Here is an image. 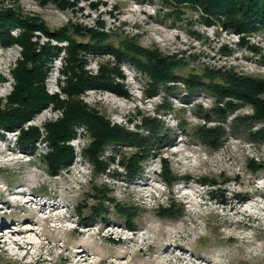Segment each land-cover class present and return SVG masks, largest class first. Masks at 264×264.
I'll return each instance as SVG.
<instances>
[{"label":"rangeland","instance_id":"1","mask_svg":"<svg viewBox=\"0 0 264 264\" xmlns=\"http://www.w3.org/2000/svg\"><path fill=\"white\" fill-rule=\"evenodd\" d=\"M64 1L0 0V10L18 7L23 15L41 19L51 31L67 27L66 37L61 39L41 29L31 33L30 41L36 52L45 46L51 48L43 64L48 95L68 100L63 88L69 77L64 70L70 40L94 44L87 29L106 34V39L98 44L110 45L114 50L121 49L122 42L128 40L144 52L155 51L161 58L176 62L171 69L173 78L155 84L138 65L137 61L144 64L153 61L144 52L118 58L113 51L78 50L77 56L83 61L82 69L87 75L97 76L106 68L110 83L121 85L126 94L105 87H87L73 95L74 99L110 125L142 137L150 133L143 119L158 120V133L146 142L152 148L151 156L132 177L120 161L138 146L106 143L98 154L106 166L98 171L87 152L93 137L83 121L72 124L71 136L66 141L73 150L71 163L51 175L43 158L52 151L46 138V123L62 118L65 111V106H56L53 100L22 125L23 129L35 126L40 134L37 142L26 150L17 142L20 128L14 130V135L1 130L0 231L15 224L18 230L13 228V233H17L24 222L20 217L24 210H39L35 205L24 208L11 205L16 197L11 192L22 188L27 178L33 179V184L25 187L26 198L38 203H62L66 207L50 213L54 221L50 217L45 220L47 233L40 237L42 257L36 258L33 248L31 255L19 260L0 248V264H264V168L253 171L248 161L254 158L264 162V142L246 140L247 131H256L263 123L235 125L236 117L254 115L251 104L233 97L219 98L214 92L192 87L185 81L196 76L208 81L214 76L215 83L224 84L228 75L264 80V28L237 33L225 23L223 15L211 16L190 2ZM75 26L81 30L76 31ZM21 31L19 25L10 26L13 36ZM55 39L64 41L63 45H58ZM22 50L18 42L0 43V107L7 104L13 90V71L22 59ZM62 50L60 66L53 58ZM57 69L60 93L52 94L50 85ZM151 87L155 91L148 94ZM3 91L5 95L1 96ZM260 97L264 99V92ZM49 107L50 111L55 110L54 114L47 115ZM217 107L224 110V119L217 117ZM216 124L223 125L225 139L213 149L193 133L196 127ZM75 127L82 128L79 133L86 131L81 146L80 138L73 134ZM163 158L175 176L171 185L162 175ZM202 178L215 179L216 184L202 182ZM102 190L104 194L100 197ZM171 200L182 206V214L159 215V207H169ZM247 204L252 206L249 209L252 212H240ZM121 206L126 214L118 212ZM43 211L45 216L49 214L47 209ZM84 218L89 219L88 225L83 223ZM127 218L132 228L128 227ZM38 226L36 232L40 231L41 225ZM55 226L60 227V233L50 241ZM111 232L114 234L107 237ZM76 246L84 250L80 254L89 253L90 258L73 262Z\"/></svg>","mask_w":264,"mask_h":264},{"label":"trees","instance_id":"2","mask_svg":"<svg viewBox=\"0 0 264 264\" xmlns=\"http://www.w3.org/2000/svg\"><path fill=\"white\" fill-rule=\"evenodd\" d=\"M176 4L190 2L199 5L203 11L211 16L223 15L225 23L234 27L237 33L250 31L258 28H264V0H170ZM45 2V0H43ZM62 2H66L62 0ZM169 3V2H168ZM19 25L22 31L18 36H13L10 33V26ZM41 29L49 36L61 39L65 38L67 27L63 26L58 30H49L43 21L36 16L23 15L18 7H6L0 10V43L6 45L18 42L22 47V59L18 60L16 68L13 71L15 84L12 92L8 96L7 104L0 107V133L1 130L12 132L20 128L17 136V142L26 147L34 144L39 139L37 127L29 126L23 129L22 125L32 119L34 114L45 108L50 101H55L56 106H65L64 116L54 122L46 123L47 139L52 147V151L43 158L47 163L48 172L55 175L62 166L67 167L73 159V150L66 144V141L71 136V126L75 122L83 121L86 123L90 131L93 141L87 152L92 159L96 169L102 171L106 163L98 159V154L102 151L104 145L109 142H115L126 145H137L138 149L129 155L125 160L122 158L121 163L125 165L129 176H135L142 169V162L151 156L152 148L146 146L147 139H151L158 133L160 128L159 123L155 118H144V125L149 130V135L142 137L135 132L127 131L117 125H110L108 120L98 115L95 111L90 110L81 101L74 99L73 95H77L87 87H105L120 95L126 94V90L121 85L111 84L106 68L102 69L97 76H89L82 69L83 61L78 58V50H99L113 51L118 58H127L132 54L143 53V49L134 42L124 40L121 49L114 50L112 46L101 45L106 39V34L93 29H87L89 38L95 41L94 44L76 43L70 40L68 48L69 57L67 60L65 73L69 72L67 84L63 88L69 98L66 101H60L54 96L46 93L44 87V79L46 71L43 68L45 59L50 55L51 48L43 47L40 52H36L33 43L30 41L31 33ZM81 30V27L75 26V30ZM151 55L153 61L142 63L137 61L139 66L145 69L154 83L166 81L171 76L172 66L176 62L167 61L161 58L157 52H144L143 55ZM214 77V76H213ZM210 76L208 81H203L200 77L188 78L185 80L192 87H204L214 92L219 98H236L244 103H249L254 108L253 116H242L234 119L235 125L250 126L251 122L261 121L263 124L256 131H247L246 140L254 142H264V99L260 94L264 92V80L251 79L235 75H228L225 78L224 84L215 83ZM2 76L0 75V80ZM155 91V87L147 90L148 94ZM227 106L233 108L230 102ZM215 112L220 119L225 118L224 110L217 107ZM207 118L209 114L205 115ZM2 134V133H1ZM195 137L202 143L213 149H217L225 139V131L223 125L216 124L213 127H205L204 125L194 128ZM115 152V151H114ZM108 159L113 157L108 156ZM249 165L253 171H258L264 168V162L250 158ZM162 175L169 185L172 184L175 176L168 168V163L165 158L161 160ZM185 179H189L185 177ZM202 182H207L212 185L216 184L215 179L202 178ZM212 192V191H211ZM100 197L104 194V190L100 192ZM119 206V204H115ZM177 206L174 211L173 208ZM159 215L176 216L181 215L183 208L180 204H175L173 200L169 202V207H159ZM118 212L126 214L124 206L119 207ZM129 215V214H128ZM127 215V216H128ZM129 217V216H128ZM128 219V227L132 228V223ZM83 223L89 224V219H83Z\"/></svg>","mask_w":264,"mask_h":264},{"label":"bare ground","instance_id":"3","mask_svg":"<svg viewBox=\"0 0 264 264\" xmlns=\"http://www.w3.org/2000/svg\"><path fill=\"white\" fill-rule=\"evenodd\" d=\"M151 172V171H150ZM33 184V179L27 178L23 185L20 186L22 188H20L18 191L14 190L13 192H11L12 195H15L16 197L11 201V205L15 206V207H23L24 206H29V205H35L37 207H39V210L33 212L30 209H26L24 210L23 214L20 215V217L23 218L24 222L21 224V229H19V231L16 233H13V228L15 230L17 226L15 224H13L11 227H6L3 228L4 230H1L0 233V248H2L5 252H8L12 255V256H16L18 257L19 260L24 259L26 257H28L30 254V251L34 248L33 252L34 255H36V258H40L43 255L39 252L40 248L42 247V243H41V235H46L47 231H46V219H48V217H50V221H54L53 218H51V212L55 209H58L59 207H66V205H61L62 203H38L36 201H31L30 198H26V189L25 187H28L30 185ZM1 193V192H0ZM1 196V194H0ZM31 197V196H30ZM21 198H25V199H21ZM5 203V202H4ZM7 203V202H6ZM251 205H245L240 212L245 213V212H252L251 210L249 211V209L251 208ZM44 209H47L49 212L48 215H44ZM40 213V215H39ZM58 220V219H55ZM59 221V220H58ZM34 222V223H33ZM55 223V222H54ZM37 225H41L40 231L36 232L37 229ZM56 227V226H55ZM60 227L57 226L56 228L53 229V232L51 235H49V238H51L50 241H52V239H55L56 237H58V234L60 233V231L58 230ZM57 229V230H55ZM35 236L34 239L32 238L33 235ZM114 234V232L108 233L107 237H110V235ZM40 235V236H39ZM32 236V237H31ZM118 238H120V235L118 236ZM48 240V238H47ZM49 241V240H48ZM54 241V240H53ZM50 244V243H49ZM44 246V245H43ZM74 247V246H73ZM77 249L74 248V255H73V262H78L81 258L82 261H85L88 259V257L90 258V254L87 253L85 256L83 254H80L81 252H84V250L80 251V246H76ZM23 249V250H22ZM19 250H22V254L19 253ZM67 258V257H66ZM42 260V259H41ZM45 260V259H44Z\"/></svg>","mask_w":264,"mask_h":264},{"label":"built area","instance_id":"4","mask_svg":"<svg viewBox=\"0 0 264 264\" xmlns=\"http://www.w3.org/2000/svg\"><path fill=\"white\" fill-rule=\"evenodd\" d=\"M37 32V31H36ZM55 41L58 43V45H63V43H64V41H58V40H56L55 39ZM9 55H11V53H9ZM63 56H64V50H62L61 51V54H59L57 57H55L54 56V62L56 63V64H58V65H60L61 66V62H62V58H63ZM55 69V66H54V68H53V70ZM56 72V74L54 75V77H53V80H52V84L50 85L51 87V92L50 93H52V94H54V93H60V89H59V86H58V77H59V75H60V72H59V70L57 69V70H55ZM5 92L3 91L2 93H1V96H3V95H5L4 94ZM49 109V113L47 114V115H52V114H54L53 112L55 111H50L51 110V107H49L48 108ZM57 117V116H56ZM80 129H82V128H80V127H75L74 128V135H77L78 136V138H80V146L82 145L81 144V141L84 139V134L86 133V131L83 129L82 130V132H78ZM78 132V133H77ZM10 133V135L12 134V135H14V133H15V131H12V132H9ZM73 135V136H74ZM73 140V139H72ZM71 143V142H70ZM72 144V143H71ZM76 146V148L78 147V145H75Z\"/></svg>","mask_w":264,"mask_h":264}]
</instances>
